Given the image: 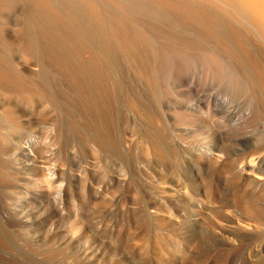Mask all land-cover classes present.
Segmentation results:
<instances>
[{"label": "rangeland", "instance_id": "374dc122", "mask_svg": "<svg viewBox=\"0 0 264 264\" xmlns=\"http://www.w3.org/2000/svg\"><path fill=\"white\" fill-rule=\"evenodd\" d=\"M37 1L0 0V70L13 80L0 72V264H264V34L254 22L216 15L213 1L164 10L139 0L165 71L140 89L131 65L92 46L101 31L89 39L79 0ZM191 4L211 23L198 13L207 25L191 24ZM132 94L152 96L142 107L155 113H140ZM154 198L168 216L144 217ZM77 220L84 232H72ZM223 220L240 227L221 235ZM95 231L103 250L87 261Z\"/></svg>", "mask_w": 264, "mask_h": 264}, {"label": "bare ground", "instance_id": "6f19581e", "mask_svg": "<svg viewBox=\"0 0 264 264\" xmlns=\"http://www.w3.org/2000/svg\"><path fill=\"white\" fill-rule=\"evenodd\" d=\"M30 1H32V0H30ZM34 1L35 0H33V2ZM148 1H150L155 7H158V8L164 9V10L168 9V7H169V6L168 7L165 6L166 8L164 7V5H166V2L169 1V0H162V1L161 0H148ZM175 1H177V2L180 1V3H181V0H179V1L175 0ZM175 1H173V2H175ZM204 1H206V4L204 3ZM204 1H203L204 4L200 0L198 1V2H200L202 4V7L204 5L206 6L211 1L214 2V5L216 3V6H213V5L211 7H207L206 6L208 9L209 8H213L214 11L211 9L213 12H215V13L218 12L216 15H218L219 11H220V15H222L221 13L224 14V15H222L223 17H226L225 13H227V14L230 15L229 16V15L226 14L229 17H231V15L233 14L232 17H231V18H233V17L236 16V14L234 15V13H236V12L238 14L242 15L241 17H243L244 15L247 16L249 18V20L251 19V21L254 22V25L256 26L257 31H259L260 33L264 34V0H204ZM38 2H39V0L37 1V3ZM79 2L81 3V5H84L83 7L86 9L85 12L87 13V15H88V17L90 19V24L92 25V27L94 26L93 28L90 27L87 24H86L87 26H83L84 29L88 30L87 31L88 35H91V37L89 39H91L93 37L92 36L93 34H94L93 38L95 40L97 39V35H96L95 31H94L95 27L100 29V31H101V40H102L101 43H103V44H101L102 46L95 45L96 42L92 46H97L96 48L104 47L103 49H100V50L101 51L105 50V51H103L105 54H106V52H108V47H110V48L113 49V52L115 54H118L120 56V58L126 64L132 66V68H131L132 71L129 72V74L131 75V77L129 75V77H130L129 79L130 80L125 78L126 80L131 81L130 84H129L130 86L137 85V86H139V88L142 86L140 89H143V87H148V88H150V86L153 87V85L156 84L154 76L157 75V78L161 79L163 77L165 71H164V67L162 65L163 56L160 54L159 50L156 51V60H154V62H153V56H152L151 48H154V46L149 42V39L152 37L156 41V43H159L160 39L156 36L157 33L154 31L153 24L148 20L149 14H153L152 13V8L151 7L146 8L145 5L143 3H141L139 0H79ZM185 2H186V0H185ZM45 3H47V1ZM182 3H183V1H182ZM184 3L182 5L185 6ZM187 3L188 2H186V4ZM200 3H197V4L200 5ZM170 4H171V0H170ZM175 4L177 5L176 2H175ZM167 5H169V2H168ZM188 5H189V3L186 6L188 7ZM199 5H195L194 4V6H193L191 4L189 8H191V6H192V9H193L196 6V9H197V6L198 7L201 6V5L200 6ZM170 6L173 7V10L175 9L174 8V4H173V6H172V4ZM179 7L181 9L182 6H179ZM179 7H178V9H179ZM202 7L199 8V11L197 10V12L194 9L192 11H188V10H190L189 8L185 9V10H187L186 12H188L186 16H188V14L190 16L192 15L191 17L189 16L190 19H193V20H190L191 24H194V22H195L194 20H196V22H197V18H199L200 15L204 16V17L207 15V12H208L207 10L208 9H206V11H207L206 15L204 14L205 13V8H204V10H202V11H204V13L202 11L200 12V9H202ZM67 10L70 11V8L67 9ZM67 10L65 11V13H67ZM177 10H176L175 13H177L179 11V10L178 11ZM72 11H73V9L71 10V12ZM181 11L183 12L184 10H180V12ZM180 12H179V14L182 15L183 13L182 12L180 13ZM210 13H212V12H210ZM210 13H209V15H210ZM215 13H213V14H215ZM77 14H78V12H77ZM77 14H74V11H73V15L72 16L76 17V16H78ZM67 15L69 17V15H71V14L67 13ZM184 15H185V13H184ZM184 15H183V18L184 17L185 18H189V17H186ZM195 15H198L199 17L196 16L197 17L196 18ZM211 16H212V14L210 15V17ZM192 17H194V18H192ZM210 17L207 18V19H206V17H205V19L201 17V18H199L200 20L199 19L198 20L201 22V20L204 19L205 21L208 20V22H209ZM76 18H74V19H76ZM217 19H218V21L220 20L218 17H217ZM211 20H213V18ZM188 21H189V19H187L186 22L188 23ZM205 21L201 22V23L197 22L196 24H198L200 26V24H204ZM209 23H211V22H209ZM81 25H84V24H81ZM81 28H82V26H81ZM89 30L91 31V33L89 32ZM94 39H92L90 41V43L92 42V44H93V42H94L93 40ZM88 42H89V40H88ZM98 43L100 44V42H98ZM240 45H241V43L238 46H240ZM85 46H86V44H85ZM86 47H88V46H86ZM242 47H243V45H242ZM87 49H89V48H87ZM103 52H98V53H100V54L102 53L103 54ZM182 55H183V53H182ZM102 58H103V56H102ZM206 58L209 61V64L211 66H213V67L218 69V67L220 65H219V62L214 57L206 56ZM1 68L2 67H1V64H0V69ZM2 70H3V68H2ZM3 71H5V70H3ZM3 71L0 70L1 76H4V74L6 73V72H4V74H3ZM7 76H8V78L11 77L9 74L8 75L6 74V76H4V77L7 78ZM106 76H104V77L106 78ZM4 77H1L2 81H5ZM3 78H4V80H3ZM99 78H100V76H99ZM8 80H10V79H8ZM99 80L101 82V78ZM12 81L13 80H12V77H11V82ZM103 82H101V83H103ZM112 85H114V84H112ZM133 87L135 88L136 86H132V88ZM150 91L153 92V90H150ZM151 95H152V93H151ZM152 96L149 97V96H146L144 94H139V95L132 94L131 95V99H129V100H130L131 103H135V104H137L140 107V110H141L140 113H143L144 116H150V115H148L149 113H147V112L152 111V110L154 112L155 111L154 109L156 107H154V108L150 107V110L148 111L147 108L145 109L142 106H144V104H146L145 107H149L150 105L147 106V103H149V102H150V104L152 103L151 101L154 99ZM154 100H153V102H154ZM154 104H155V102H154ZM137 105H135V106H137ZM139 107H136V108H138V110H139ZM7 110H8L7 108H6V111L4 109V111L7 112V115H8V113H9L8 111L9 110L8 111ZM134 110H135V108H134ZM134 110H132V111L135 112ZM11 112H13V111L10 110V113ZM153 112H150L152 114V116H156V115H153ZM14 114H16V113L15 112L13 114L11 113L10 115H8V117L13 116L15 118V120H16L17 117H15ZM152 116L150 118H152ZM14 118H11V119L14 120ZM149 119H148V121L146 119V122H148L147 123L148 125L151 124V123H149ZM153 119H154V117H153ZM153 121L156 122V119H154ZM143 130H145V129H143ZM143 132L146 133L147 131H143ZM143 135L144 134L141 135V141H145L148 144L147 145L148 149H150L153 153H155V152H159L160 153V151L156 148L155 144L153 142H151L150 140H147L146 138H148V137H144L145 135L144 136ZM2 141H3V139L1 140V142ZM19 147H21V148H19V151L21 152V154L22 153L23 154L26 153V149L24 147H22V146H19ZM218 152H221V151H218ZM250 169L254 170L255 168H250ZM250 169H247L246 172L248 170H250ZM253 170H252V172H253ZM240 172H241L240 174L244 177V166H243L242 169H240ZM256 172L258 174H260V175L263 174L260 171H256ZM260 175H258V177ZM263 176L264 175H262V177L261 176L260 177L264 178ZM251 178H254V177H251ZM112 180H113V184L114 185H118L119 184V181H118V179L116 177L113 178ZM251 181H252V179H251ZM253 181H255V180H253ZM248 183H250V182H248ZM252 184H253V182H252ZM255 185H256V183H255ZM172 190H174V189H172ZM158 203H159V200L156 199V198H154L153 200H149L147 202V208L145 209V211L143 213L144 217L146 216V218L148 217V219L157 220L158 218H161L163 216H168V214L165 215L158 208ZM225 207L226 206H224V205L220 206V208H225ZM223 221H224V224L221 227H218V230H219L221 235H229V233H230L229 231L230 230H232L233 228H239L240 227L237 222L228 221V220H223ZM71 228H72L71 229L72 232H78L80 230H82L84 232L86 230V226L81 220L80 221L77 220V222H74V223L72 222V227ZM140 232L142 233L143 231H140ZM93 235L95 236V237L92 238V242L93 243L88 245L85 248V252H84V254L86 255L85 258H86L87 261H92L103 250L102 241L96 237L98 235V231H95V233ZM145 235H146L145 231H144V234H140V236L142 238L146 239ZM118 262L120 264H125L123 261H118Z\"/></svg>", "mask_w": 264, "mask_h": 264}]
</instances>
